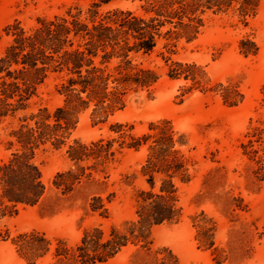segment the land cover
<instances>
[{
	"label": "trees",
	"instance_id": "obj_1",
	"mask_svg": "<svg viewBox=\"0 0 264 264\" xmlns=\"http://www.w3.org/2000/svg\"><path fill=\"white\" fill-rule=\"evenodd\" d=\"M137 3V10L115 8L99 12L113 2ZM261 0H88L85 9L68 7L52 18H37L24 27L14 20L3 28L9 39L0 55V127L9 129L7 160L0 163V217L15 215L20 208L37 205L46 194V185L35 153L51 146L66 147L69 168L52 179L54 189L67 196L83 185H105L108 170L124 150L144 151L139 174L145 188L134 194V216L120 225L82 230L78 243L68 248L60 238L31 230L9 239L17 257L25 264H37L52 255L58 262L104 264L133 247L134 264H179L166 247L153 250L152 231L174 225L182 219L178 185L188 184L194 163L189 153L188 135L171 121L158 120L141 135L133 127L115 123L108 136L88 143L70 140L81 115L89 112L93 125L105 124L124 109L127 96L145 91L150 94L162 81L190 82L180 86L179 98L197 90L218 95L227 107L243 101L239 86L232 82L210 86L205 71L194 63L177 60L178 51L195 42L212 16L236 17L244 26L257 14ZM1 39V37H0ZM256 43L245 37L238 42L243 57L256 56ZM51 75L59 83L56 93L62 104L54 110L39 107L26 112L39 88ZM240 143L242 155L254 162L257 180L264 178V120L251 125ZM115 194L105 198L93 194L88 210L108 219L107 205ZM233 211L249 212L240 198L233 200ZM198 249L210 251L213 260H226L216 246V224L204 212L189 217ZM55 247L52 248V242Z\"/></svg>",
	"mask_w": 264,
	"mask_h": 264
},
{
	"label": "rangeland",
	"instance_id": "obj_2",
	"mask_svg": "<svg viewBox=\"0 0 264 264\" xmlns=\"http://www.w3.org/2000/svg\"><path fill=\"white\" fill-rule=\"evenodd\" d=\"M73 5L85 9L88 0H0V55L9 41L3 32L6 25L17 20L24 27H30L37 18H52ZM115 8L138 9L137 3L118 1L100 7L99 12ZM245 37L258 46L256 56L239 54L238 42ZM175 58L201 67L210 86L237 84L243 101L235 107H227L218 95L194 90L180 102L178 90L180 86H190V82L164 79L150 94L145 91L129 94L124 109L105 124L93 125L89 112L84 113L70 140L88 143L116 137L109 132V126L115 123L131 126L133 134L141 135L151 122L171 121L177 130L188 135L193 178L188 184L178 185L181 221L153 229V250L169 248L179 264H264V178L256 179V164L243 156L240 148V143L246 142L244 135L248 128L264 120V0L257 14L247 19L246 26L236 17L210 15L199 38L184 45ZM58 83L56 75L49 76L29 109L19 116L35 112L39 107L54 110L60 106L61 97L56 93ZM8 132L6 125L0 127V163L10 156L6 149ZM65 150L66 147L54 149L48 145L35 153L33 162L41 172L46 194L37 205L0 217L3 236L7 232L10 239L16 234L37 230L50 239H63L68 248H73L83 229L100 226L107 230L110 225H120L133 218L134 194L145 188L139 174L144 151L124 150L109 168L105 185H83L70 195L62 196L53 188L52 179L70 166ZM110 193L115 197L107 205L108 219L89 212L91 195L101 194L105 198ZM235 198L248 205V213L233 211ZM200 212L215 222L216 246L225 251L226 260L217 262L210 251L197 248L189 217ZM9 239L4 241L0 237V264H25L17 257ZM134 252L135 249L129 247L104 264H134ZM37 264L72 263L58 262L48 255Z\"/></svg>",
	"mask_w": 264,
	"mask_h": 264
}]
</instances>
